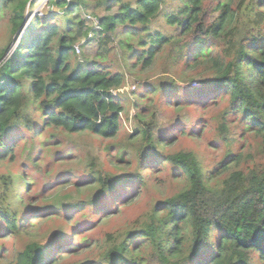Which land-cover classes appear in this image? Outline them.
<instances>
[{"label":"trees","instance_id":"trees-1","mask_svg":"<svg viewBox=\"0 0 264 264\" xmlns=\"http://www.w3.org/2000/svg\"><path fill=\"white\" fill-rule=\"evenodd\" d=\"M49 3L63 11V15L32 17L27 24V14L35 6V0H0V22L7 27L6 42L0 47V161L14 158L16 139L23 130L32 136H42L46 129H53L73 135L118 137L128 99L114 92L125 85L126 75L112 72L106 59L119 28H124L129 39L141 37L137 46L123 44L128 51L124 56L128 67L134 66L131 62L134 58L142 61V68L151 66L165 48L170 50L175 64L183 61L180 81L172 78L154 85L136 82L140 89L137 99L152 104L153 99L163 97L169 103V94L181 90L213 93L202 104L227 101L219 138L228 148L224 161L211 171L193 152L167 154L165 149L175 136L167 137L163 130L155 136L158 129L155 118L147 124L142 115L149 106L135 104L140 106L137 118L144 123L136 137L143 147L137 154L142 163L139 169L120 175L94 169L88 176L90 184L74 185L75 189L78 186L77 195L84 191L92 195L88 200L75 201L68 194L65 200L41 208L18 196L17 187L24 181V170L16 176L0 177V239L32 236L29 227L39 222L25 225L22 222L32 215L46 218L64 214L62 219L69 223L73 217L69 214L71 210L89 205L101 211L108 206V199H113L115 209L102 210L103 218H110L120 209L119 205L129 204L154 187L156 178L147 176L145 171L160 169L155 166L163 156L172 167L171 176L181 181V188L170 197L161 195L136 223V228L125 236L109 235L100 248L99 259L77 264H264V161H258L251 150L240 154L231 150L238 139H243L234 137L231 126L235 124L243 135L259 138L264 148V0H49ZM167 7L169 11L164 18L174 26L176 35H162L151 29ZM115 8L117 14L98 19L99 30L91 29L90 21L82 16L83 13L96 16V10L109 13ZM77 9L79 13L75 14ZM91 32L99 49L94 59L85 56L81 62L76 48ZM92 40L81 47L90 45ZM147 45L148 50L139 52L137 47ZM192 72L195 74H189ZM191 101L188 97L178 98L171 104L184 109ZM191 134L198 132L193 129ZM58 141L59 137L53 134L45 140L48 145ZM114 147L121 151L118 145ZM125 155L128 152H122L119 161H124ZM126 184L138 186L128 190ZM54 231L46 243L35 239L34 234L15 264H59L71 250L63 256L49 255L53 247L60 246L55 252H64L61 249H66L63 247L69 236L65 228Z\"/></svg>","mask_w":264,"mask_h":264},{"label":"rangeland","instance_id":"rangeland-1","mask_svg":"<svg viewBox=\"0 0 264 264\" xmlns=\"http://www.w3.org/2000/svg\"><path fill=\"white\" fill-rule=\"evenodd\" d=\"M167 4L169 6L168 1ZM34 5L33 9L29 10L27 14V24L31 23L32 17H35L34 19H45L52 15H63V11L51 6L49 0H35ZM170 7L173 8L174 6ZM168 11V7L162 10L161 15L151 26L152 31H158L160 34L167 36L177 34L174 26L168 24L167 17L164 18V14ZM117 12V8L109 13L103 10H96V16L87 15L86 13H83L82 16L83 18L86 17L87 20L88 17H91L93 20L97 19L98 21L103 16H113ZM78 13L79 9H77L75 14ZM94 22L90 21L89 23L91 29L95 25ZM6 28V23L0 22V47L6 42ZM140 40L141 37L129 39L124 32V28H119L114 35V41L109 45V53L106 59L109 69L114 73L121 72L126 75L125 85L114 92V95H120L128 99L125 104V111L121 117L122 125L118 137L107 139L89 133L73 135L53 129H46L42 136H32L29 131L23 130L21 137L16 139L14 158L0 161V177L9 174L16 176V174L24 170V181L17 187L20 189V192H18L20 198H25L29 203L36 205V208L51 207L57 201L65 200V196L68 194L73 195L75 201L79 199L86 201L92 195L86 191L77 195L76 190L78 186H87L92 182L88 177L92 170L98 169L104 174L120 175L126 170H130L129 173H131L139 169L142 163L138 160L137 154L142 152L143 147H141L140 138L136 137L139 135L137 130H140L144 123L139 121L137 115L138 108L146 104L147 101L137 99V93L140 89L136 82L143 81V83L147 82L150 85H154L172 78L180 81L181 72L183 73L182 70L184 69L183 61L177 62V64L174 63L168 48L157 54L151 66L148 65L142 68V61H136V58H134L131 60L134 66L130 65L128 67L124 63V56L128 51L123 49V44L129 43L137 46ZM83 41H86V39ZM83 41L81 44H83ZM137 48L141 52V50H148L149 45ZM98 49V40L95 39L92 40L90 45H86L85 48L81 47L77 56L81 62L85 61L83 60L85 56L94 59ZM212 94L201 91L186 93L181 90L169 94V103L163 97L153 99L152 104H146L149 109H146L145 113L142 114L147 119V124H150L155 118L154 120L158 125L155 136L160 130L165 131L167 137L175 136L174 141L166 147L165 153L193 152L202 161L204 167L210 171L217 164L224 161L228 148L219 138L221 118L228 104L226 100L202 104L206 98L208 99L207 96ZM185 97L190 98L192 103L184 109H178L181 105L171 104L178 98ZM135 104H140V106L136 107ZM182 106H184V103ZM231 128L234 130V137L243 136V139H238L235 146L231 147V150L236 154L247 153L251 150L258 161H264L262 156L264 148L261 140L250 134L243 135L236 124L232 125ZM193 129L197 130L198 134H191ZM182 130L187 133H181ZM52 134L57 135L59 141L48 145L49 143H46L45 140H49V136ZM243 144L245 149L242 146ZM115 145H118L121 151H118L114 147ZM122 152L124 154L128 152V155H125V160L121 162L119 158ZM116 165H121L122 168L119 169ZM155 167L160 169L151 172L148 168L145 171L147 176L156 178V180H152L154 187L129 204L125 206L119 205L120 209L117 210V213L109 215L110 218L108 219L103 218L105 213L102 210L111 212L115 209L113 199H108L106 203L108 206L106 205L101 211L89 205H85L80 210H71L69 214L73 215V217L68 221L69 223L66 222L65 218L62 219L64 214L46 216V218H41L39 214L32 215L22 222L25 225L29 222L38 221L39 223H34L29 228L33 230L32 236L35 234V239L39 241L45 240L44 243L49 240V235L53 234L56 228L62 227L66 229L69 239L65 241L66 245L63 247L66 249H61L65 251L58 250L55 252L60 246L53 247L52 253L49 255L51 258L57 255L63 256V254L71 250L69 255L58 261L59 264L95 261L99 259L100 248L106 244L109 235L125 236L126 232L136 228V223L145 217L161 195L170 197L181 188V181L171 176L172 167L165 161V157L159 158ZM74 185H78L76 189ZM125 186L128 190H134L138 185L133 187L131 184H126ZM45 213H49V211L46 210ZM89 220L93 221V223L87 225L90 222ZM81 223L86 224L80 225ZM73 229L74 233L72 232ZM32 236L22 235V237L1 238L0 264H15L19 253L23 251Z\"/></svg>","mask_w":264,"mask_h":264},{"label":"built area","instance_id":"built-area-1","mask_svg":"<svg viewBox=\"0 0 264 264\" xmlns=\"http://www.w3.org/2000/svg\"><path fill=\"white\" fill-rule=\"evenodd\" d=\"M88 20L89 21H96V22H94V26H93V30H99L100 29V24H99V21H97V19L95 20H93V18H91V17H88ZM94 35H93V33L91 32L90 33V35H89V37H88V39H86V41H83V44H85L88 40H91V39H93L94 37H93ZM83 44H81L80 46H78L77 48H76V50H77V53H80V48H81V46L83 45Z\"/></svg>","mask_w":264,"mask_h":264},{"label":"water","instance_id":"water-1","mask_svg":"<svg viewBox=\"0 0 264 264\" xmlns=\"http://www.w3.org/2000/svg\"><path fill=\"white\" fill-rule=\"evenodd\" d=\"M23 35V34H22ZM7 58L4 59V61L6 60Z\"/></svg>","mask_w":264,"mask_h":264}]
</instances>
